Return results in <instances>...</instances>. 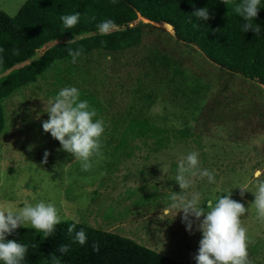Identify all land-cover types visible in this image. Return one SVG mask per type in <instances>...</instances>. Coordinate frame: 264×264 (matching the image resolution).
I'll return each mask as SVG.
<instances>
[{
    "label": "rangeland",
    "instance_id": "rangeland-1",
    "mask_svg": "<svg viewBox=\"0 0 264 264\" xmlns=\"http://www.w3.org/2000/svg\"><path fill=\"white\" fill-rule=\"evenodd\" d=\"M25 1L0 0V10L13 17ZM153 25L156 28L143 26V54L151 47L165 50L181 60L188 75L186 79L196 76L208 84V91L201 97L204 100L201 109L200 105L193 107L188 100V91L187 96L176 93V99L172 101L170 88L163 85L166 82L154 85L151 81L154 77L144 73L147 67H143L142 76L131 59L115 61L111 56L95 55L84 61L85 71L73 65L71 71H66L60 65L65 69L60 73L61 80L52 75L40 78L11 97L6 104V131L0 140V206L6 204L18 208L25 203L43 200L56 206L61 219L76 221L79 219L77 210L84 218L91 209L92 197L87 196L97 180L87 181L88 189L84 196L72 199L71 195L63 194L72 179L74 164L66 160L69 153L61 150L59 141L50 133L43 131L41 123L48 118V98L54 97L61 88L75 86L80 93L92 92L97 97L102 111L97 118L109 131L113 127L121 130L125 115L139 111L159 124L193 132L188 139L171 140L157 153L137 141L135 144L140 148H136L131 156L112 158L113 169L104 179L103 187L106 188L102 187L100 193L93 196V205L97 206L99 215L88 217L91 225L101 229L115 226L113 231L120 235L185 262L197 253L201 238L197 229L199 221L190 217L193 224L190 233L181 220L182 212L175 217L174 211L164 216L162 208L169 205L173 193L187 195L198 192L201 200H205L204 207L207 199L215 201L217 195H227L223 192L231 191V198L248 209L240 218L248 237L247 264H264V218L258 217L254 204V193L259 182L264 181V88L239 75L225 73L197 49L157 29L162 26L168 30L164 25ZM76 38L65 37L59 41ZM45 49L46 46L39 49L27 62L39 57ZM226 85L232 90H227ZM149 92L153 103L148 108L143 98L140 101L137 98ZM228 99L233 100L229 108L253 110L250 119L238 116L235 121L230 119L234 110H227ZM219 112H224L221 120L217 116ZM219 121L222 122L217 123ZM115 141L104 148L106 153H112ZM29 145H32L31 149ZM45 150L49 153L46 161ZM189 152L204 153V156H198L199 166L195 175L185 174L192 181L190 188L180 190L173 176L177 174L179 162ZM108 154L103 152L102 158ZM173 167L174 174L171 175ZM202 169L214 171V183L200 175ZM257 170L261 175L254 178L253 173ZM91 171L98 173L94 169L88 172ZM98 176L99 182L104 176ZM151 176H157V181L153 180L143 188L141 179ZM167 186L172 189L168 191ZM240 187L248 188L243 196L240 195ZM84 189L79 187L78 191Z\"/></svg>",
    "mask_w": 264,
    "mask_h": 264
},
{
    "label": "trees",
    "instance_id": "trees-1",
    "mask_svg": "<svg viewBox=\"0 0 264 264\" xmlns=\"http://www.w3.org/2000/svg\"><path fill=\"white\" fill-rule=\"evenodd\" d=\"M239 3L240 0H227V3L224 0H26L13 17L0 10V49H2L0 51V140L6 131V104L11 97L48 75L61 80V71L64 68L67 69L66 71H71L72 65L85 71L87 67L82 66L85 64L84 61L95 55L111 56L115 61L122 58L126 61L131 59L140 69L142 76L143 67H147L144 73L154 77L151 79L154 85L166 82L163 85L170 88V93L173 94L172 101L176 99L174 98L176 93L180 92L183 96H187L188 91V100L193 107L200 105L201 109L204 103L201 97L208 91V84L201 82V78L196 76L186 79L185 76L188 75L181 65V60L165 50L151 47L146 54H143L144 25L155 27L153 24L159 26L168 23L171 30H165L162 26L157 29L197 49L212 65L225 73L239 75L264 88V7H260L257 17L251 22L254 26L260 27L259 35H255L252 30L247 32L242 30L244 21L234 11ZM205 6L211 13L209 20L197 21L191 13L195 8ZM75 11L81 13L78 23L71 29L64 28L61 15ZM106 19L113 22L110 32L107 35H100L97 25ZM139 19H144L146 22L143 23ZM137 20L138 22L134 24ZM65 37L77 38L59 41ZM45 46L46 49L39 57L27 62L35 52ZM14 48L19 49V54H13ZM68 49L80 51L75 63L72 62ZM225 88L232 90L228 85ZM151 96L149 92L139 95L137 99L140 101L143 98L149 108L153 103ZM80 99L87 100L95 109L97 113L95 118L102 114L98 99L92 92L80 93ZM231 100L228 99L226 103L227 110H234L230 119L235 121L236 116L250 119L253 110L247 107L229 108ZM223 114L224 112L217 113L219 120L223 119ZM125 117L121 130L113 127L109 131L104 126L105 133L100 138L99 154L91 158L89 169H94L98 173L84 171L81 169L80 161L77 159L72 161L75 170L71 173H74L75 178L98 182V175L105 174L97 188L92 190V198L90 197L92 206L87 213L93 211L99 215L97 206L93 205L95 199L93 196L106 188L103 187L104 179L113 169L112 158L131 156L136 148H140L135 144L137 141L157 153L171 143V140L188 139L193 134L192 131L154 122L139 111L131 112ZM259 124L262 125V122ZM114 139L116 141L113 151L108 154L104 148L110 146ZM103 152L108 154V157L102 158ZM198 156H204V153ZM74 158L71 153L66 154V160ZM170 173L174 174V167L173 170L170 169ZM156 178L157 176H151L148 179H141L143 188L149 182L157 181ZM167 187L168 191L172 189ZM74 222L76 228L72 234H69L68 225ZM111 224H114L113 221ZM81 228L87 235V241L83 246L74 243L71 238L75 235V231ZM7 239H15L28 245L22 264H54L53 255L60 258V264H196L193 259L196 253L182 262L132 238L120 235L110 227L109 229L94 227L84 218L79 221L70 218L61 219V223L55 226L54 233L46 239H41V234L31 227H18L7 236ZM61 244L69 245L67 254L58 251ZM93 245H96L98 250L94 251Z\"/></svg>",
    "mask_w": 264,
    "mask_h": 264
},
{
    "label": "clouds",
    "instance_id": "clouds-1",
    "mask_svg": "<svg viewBox=\"0 0 264 264\" xmlns=\"http://www.w3.org/2000/svg\"><path fill=\"white\" fill-rule=\"evenodd\" d=\"M224 2L227 3V0ZM260 7H264L262 0H240L235 7L234 11L244 21L242 24L244 32L252 30L255 35H259L260 27L254 26L251 22L257 17ZM191 14L201 22L209 20L211 15L207 6L195 8ZM80 15L79 11L61 15L63 27L68 29L74 27ZM112 23L110 19L98 23V33L109 34ZM12 51L13 54H19V49L14 48ZM68 54L75 63L80 51L68 49ZM47 104L48 118L41 122L43 131L50 133L51 137L59 141L61 150L71 153L80 161L82 170L88 171L91 167V158L99 154L104 122L95 118L97 116L95 109L87 100L80 99V91L75 86L61 88L54 97L48 98ZM31 147L32 145H29V149ZM48 155V151L45 150V161ZM198 166L197 152H189L179 162L174 180L178 183L180 190L190 188L192 181L185 174L195 175ZM200 175L207 177L209 183L215 182L214 171L202 169ZM260 175L259 170L253 173L254 178ZM245 189L248 188L240 187L241 196L244 195ZM223 193L227 195H217L215 201L207 199L204 207L202 204L205 200H201L198 192L187 195L173 193L169 205L162 208L164 216L174 211L175 217L178 212H182L181 220L190 233L193 227L190 217L199 221L197 229L201 233V238L197 253L193 257L196 264H247L248 237L246 229L241 226L240 218L248 209L243 203L231 198V191ZM254 195L257 215L264 218V181L259 182ZM59 223H61V216L51 202L38 200L35 203H25L18 208L6 204L0 206V264H22L26 256L28 245L17 242L15 239H7V236L18 227H31L41 234V239H46L54 233L55 226ZM75 228V222L69 224L68 233L72 234ZM71 238L74 243L81 246L87 241L83 228L75 231V235ZM93 250H98L96 245H93ZM58 251L61 254H67L69 245L61 244ZM52 260L54 264H60V258L55 255Z\"/></svg>",
    "mask_w": 264,
    "mask_h": 264
},
{
    "label": "crops",
    "instance_id": "crops-1",
    "mask_svg": "<svg viewBox=\"0 0 264 264\" xmlns=\"http://www.w3.org/2000/svg\"><path fill=\"white\" fill-rule=\"evenodd\" d=\"M58 150V149H57ZM74 160H76V158H74L73 160H67V161H70V162H72V161H74ZM73 163V162H72ZM116 169V168H115ZM72 170L74 171L75 169L74 168H72ZM120 169H118L117 170V172L119 171ZM72 174V179H71V181L69 182V185H67L66 187H65V193L63 192V194H66L67 193V195H71L72 197V199H76V198H78V197H80L81 195H83L84 196V191L86 190V189H88V187L86 186V184L88 183L87 181H90V182H92L93 180L91 179V180H87V179H84V180H81V179H79V177H74V173H71ZM95 181V180H94ZM98 183L99 182H97L95 185H94V187H90L91 188V190H90V193H89V196H87V197H91L92 196V190H94L95 188H97V186H98ZM84 188L85 187V189L84 190H82L81 192H79L78 191V188ZM63 189V188H62ZM75 189H77V191L78 192H75ZM68 198V197H67ZM77 214H78V217H79V219H78V221L81 219V218H83V214H80L79 213V210H77ZM89 216H93V217H97L98 215L96 214V213H94L93 211L92 212H90L89 214L86 212V214H85V217H84V219H86V221H87V223H89L88 222V217ZM90 225H91V223H89ZM113 227H115V226H113ZM113 227H110V228H112L113 229Z\"/></svg>",
    "mask_w": 264,
    "mask_h": 264
},
{
    "label": "water",
    "instance_id": "water-1",
    "mask_svg": "<svg viewBox=\"0 0 264 264\" xmlns=\"http://www.w3.org/2000/svg\"><path fill=\"white\" fill-rule=\"evenodd\" d=\"M163 25H164L167 29L171 30V26H170L168 23H163Z\"/></svg>",
    "mask_w": 264,
    "mask_h": 264
}]
</instances>
